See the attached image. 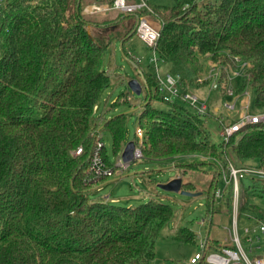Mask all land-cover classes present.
Returning a JSON list of instances; mask_svg holds the SVG:
<instances>
[{"label":"trees","instance_id":"16d2710c","mask_svg":"<svg viewBox=\"0 0 264 264\" xmlns=\"http://www.w3.org/2000/svg\"><path fill=\"white\" fill-rule=\"evenodd\" d=\"M84 6V0H6L2 11L0 264H146L154 259L160 231L173 216L172 206L155 199L135 207L114 199L93 201L90 193L112 177L97 183L87 173L100 132L108 130L119 149L127 123L125 114L98 116L103 93L111 85L102 56L118 40L124 57L141 69L125 44L142 15L162 24L154 50L170 64V73L179 76L183 89L203 77L209 69L205 63L220 68L224 79L226 69L243 62L238 89L254 91V110L264 112V0H175L173 7L153 6L152 13L123 14L113 22L86 19ZM126 21L132 24L126 27ZM120 23L123 31L116 27ZM142 73L149 88L138 118L142 155L160 165L169 161L180 177L213 169L205 191L208 228L201 250L221 251L208 236L219 181L225 184L220 190L223 200L226 186L233 192L232 182L225 179L228 158L264 170V123L213 143L204 115L191 111L184 101L188 107L164 101L156 76ZM154 100L169 106L157 108ZM79 147L83 153L75 156ZM102 155L113 167L106 147ZM241 181L242 213L250 218L255 214L259 221L264 215V181L253 176ZM183 189L195 191L189 182ZM232 201L231 196L230 213ZM196 237L187 228L176 235L186 242Z\"/></svg>","mask_w":264,"mask_h":264},{"label":"rangeland","instance_id":"374dc122","mask_svg":"<svg viewBox=\"0 0 264 264\" xmlns=\"http://www.w3.org/2000/svg\"><path fill=\"white\" fill-rule=\"evenodd\" d=\"M203 1L201 0V2ZM148 2L151 7H173L175 5V0H148ZM85 18L91 21L94 20L91 17ZM103 21L113 22L115 20L106 18ZM124 23L116 26L117 29L123 31L122 25ZM131 24L132 21H126L125 26L127 27ZM116 27L113 29H116ZM97 31L95 30V32ZM125 49L133 57L141 59V71L155 74L154 63L152 62V57L154 56L153 51L137 36L134 35L132 39L126 42ZM102 61L105 71L111 76V85L103 93L98 116L105 114V119H110L113 116L125 114L127 120L124 138L119 149L114 145L113 137L108 130L100 132V139L105 144L109 162L115 166L116 160L121 156L125 145L130 141H134L136 138V132L139 127L138 118L145 100V89H143L140 95L134 94L129 89L128 82L130 80L137 79L141 83L142 81L133 62L124 57L120 41H112L104 52ZM205 64V69L209 68L207 71L213 68L217 74L208 78L209 72L205 71L203 76L206 80L204 83H196L191 89H188L201 100L207 101L209 107L208 112L204 115L203 121L210 132V141L217 144L223 140L221 137L222 123L224 125L232 124L247 112L252 115L259 112L254 110V91L247 88L241 92L238 89L242 83L241 77L244 75L245 68L243 64H238L236 68L224 69L226 73L224 79L220 77V68L212 66L211 63ZM158 67L160 75L170 73V64L168 62L159 60ZM235 72H238L239 75L235 76ZM173 102L188 107L179 99H175ZM233 103H235V110L229 111L225 108V104ZM153 105L160 109H167L169 106V104L155 100L153 101ZM188 108L193 111L192 107ZM99 119H102V117ZM204 160L215 161L208 157H204ZM217 162L220 167L223 166V162ZM227 162L237 167L245 166L244 162H234V160L229 158ZM223 170L222 172L225 171ZM212 171L211 168H204L198 172H188V174L181 177L183 179V186L188 182L193 183L194 192L201 193L200 196L191 198L173 192H166L159 188V185L168 183L176 177H180L181 172L178 168L171 165L169 161H165L160 165L154 160L141 157L140 159L131 161L126 170L115 168L113 177L106 181L99 191L96 189L89 196L93 201L104 202V200L110 201L114 199L117 200L119 205L129 207L147 203L151 199L171 205L173 208V216L170 221L163 225L160 231L155 244L154 259L146 264H173L174 262L190 264L191 258L197 252L201 251V245H204V240L207 235V196L205 191L212 178ZM218 186L219 190H222L225 186L224 181L220 180ZM232 193V186H226L225 199L222 200V198L216 196L214 201L215 213L208 236L211 240H216V245L220 244L221 248L224 242L227 243V246H233L229 241L233 218V213H230ZM229 199L230 203L228 204ZM244 203L245 196L241 194L240 207L237 210L239 214L238 233L245 252L253 260L264 257V232L259 231L260 223H264V215H260L259 217V214H256L261 218L259 221L253 218L255 214L250 218L246 213H242ZM252 209L251 207L249 208L250 212H256ZM182 228L190 229L198 236L194 242L181 241L176 238L178 230ZM247 228H256L257 231L254 234H247L245 232ZM249 236L252 238V241L248 240Z\"/></svg>","mask_w":264,"mask_h":264},{"label":"built area","instance_id":"2783aa9c","mask_svg":"<svg viewBox=\"0 0 264 264\" xmlns=\"http://www.w3.org/2000/svg\"><path fill=\"white\" fill-rule=\"evenodd\" d=\"M6 0H0V32L2 27L3 20V8L5 6ZM115 12L118 14H133L139 11H147L152 13V7L150 6L148 0H114L112 5L108 4H97L94 0L85 3L83 8V14L85 17L96 18L99 20L100 15L107 16L108 13ZM116 15V16H117ZM116 19V18H115ZM162 29V24L154 19L151 15L145 14L138 19V23L135 27V35L145 43L153 51V59L155 69V76L158 79L159 87L158 91L160 96L166 102H173L175 99H179L187 103L192 107L199 115H205L208 111V103L205 100H201L197 95L193 94L190 89H183L179 76H176L172 73H167L165 75H160L158 61L160 60L158 55L155 52V47L157 45L160 32ZM136 61L141 62V59L135 58ZM246 66L245 63L239 62V65ZM216 70L211 68L208 73V78L215 76ZM235 76H238V72L234 73ZM206 78L200 77L197 80V84H202ZM232 94V92H230ZM225 108L229 111L235 110V103L225 104ZM98 107H95V112H97ZM103 117V116H102ZM264 123V112H259L257 114L245 113L240 116L232 124H225L221 131V137L224 141H228L234 134L240 132L244 127L253 124ZM136 137L138 139L137 143L135 142V151L134 159H140L143 157L141 152V145L143 139V130L138 128L136 132ZM105 148V144L101 141L100 138L97 139L96 145L93 148L91 153L90 164L87 168V173L92 176L91 178L97 183L103 178L113 177L115 173V168L120 170H126L129 166V163H124L121 159V156L116 160V165L109 167L105 162L102 152ZM83 153V148L79 147L75 151V156H80ZM228 174L227 183L232 182L233 184V193H232V228L230 230V239L229 241L233 246H227V243H223L221 251H210L204 252L203 250L197 252L190 260V264H264V257L255 258L251 260L247 253L245 252L240 237L238 233V209L240 207V196H241V186L240 181L245 177H257L264 181V170L258 168H252L247 166H234L232 163H228L227 167ZM101 189V186L98 188ZM216 196L222 197V191L218 190ZM256 228H247L245 232L256 233ZM259 231L264 232V223H260ZM249 241H252V238L248 237ZM203 245V244H202Z\"/></svg>","mask_w":264,"mask_h":264},{"label":"water","instance_id":"95a60500","mask_svg":"<svg viewBox=\"0 0 264 264\" xmlns=\"http://www.w3.org/2000/svg\"><path fill=\"white\" fill-rule=\"evenodd\" d=\"M137 23H138V20L136 24ZM133 33H135V30L133 31ZM134 67L137 70L138 74L140 75L142 83L137 79H133L128 82V87L134 94L140 95L143 89L149 90V88H148L146 79L142 71L139 68H136L135 65ZM135 146H136L135 141H130L125 145L122 151V154H121V159L124 163H130L131 161H133ZM159 188L166 192H173V193L181 194L183 196H187L191 198L198 197L201 195V193L184 190L183 189V179L181 177H176L172 179L171 181H169L168 183L161 184L159 185Z\"/></svg>","mask_w":264,"mask_h":264},{"label":"crops","instance_id":"0c3cea01","mask_svg":"<svg viewBox=\"0 0 264 264\" xmlns=\"http://www.w3.org/2000/svg\"><path fill=\"white\" fill-rule=\"evenodd\" d=\"M84 1L87 4V3H89V2H91L93 0H84ZM116 15H117V13L112 11L111 13H108L107 16L100 15L98 18H99V20H102V21L105 20L106 18H109L110 20H112V19L115 20V18H118L121 14H118L117 16ZM115 201H117V200H115Z\"/></svg>","mask_w":264,"mask_h":264}]
</instances>
